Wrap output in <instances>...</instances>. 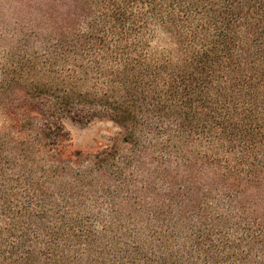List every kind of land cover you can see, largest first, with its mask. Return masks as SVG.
Here are the masks:
<instances>
[{
	"label": "trees",
	"instance_id": "16d2710c",
	"mask_svg": "<svg viewBox=\"0 0 264 264\" xmlns=\"http://www.w3.org/2000/svg\"><path fill=\"white\" fill-rule=\"evenodd\" d=\"M0 119V264H264V0H0Z\"/></svg>",
	"mask_w": 264,
	"mask_h": 264
},
{
	"label": "rangeland",
	"instance_id": "374dc122",
	"mask_svg": "<svg viewBox=\"0 0 264 264\" xmlns=\"http://www.w3.org/2000/svg\"><path fill=\"white\" fill-rule=\"evenodd\" d=\"M0 125H2L1 119ZM65 128L69 133L68 148L73 151L94 154L113 142L122 145L124 130L109 119L95 120L88 124L67 120Z\"/></svg>",
	"mask_w": 264,
	"mask_h": 264
}]
</instances>
